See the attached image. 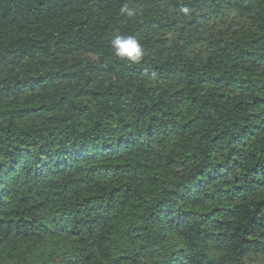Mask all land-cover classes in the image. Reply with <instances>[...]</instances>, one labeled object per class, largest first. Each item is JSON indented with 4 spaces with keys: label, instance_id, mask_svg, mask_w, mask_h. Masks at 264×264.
<instances>
[{
    "label": "trees",
    "instance_id": "1",
    "mask_svg": "<svg viewBox=\"0 0 264 264\" xmlns=\"http://www.w3.org/2000/svg\"><path fill=\"white\" fill-rule=\"evenodd\" d=\"M262 258L264 0H0V264Z\"/></svg>",
    "mask_w": 264,
    "mask_h": 264
},
{
    "label": "clouds",
    "instance_id": "2",
    "mask_svg": "<svg viewBox=\"0 0 264 264\" xmlns=\"http://www.w3.org/2000/svg\"><path fill=\"white\" fill-rule=\"evenodd\" d=\"M110 43L112 49L114 50V54L119 59L126 60L132 64H136L141 61L143 57V50L141 44L135 37L116 34Z\"/></svg>",
    "mask_w": 264,
    "mask_h": 264
},
{
    "label": "rangeland",
    "instance_id": "3",
    "mask_svg": "<svg viewBox=\"0 0 264 264\" xmlns=\"http://www.w3.org/2000/svg\"><path fill=\"white\" fill-rule=\"evenodd\" d=\"M255 263L256 264H264V258L257 260Z\"/></svg>",
    "mask_w": 264,
    "mask_h": 264
}]
</instances>
